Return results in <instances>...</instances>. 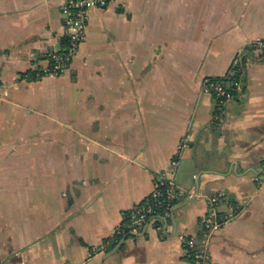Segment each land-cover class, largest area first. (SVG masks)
Segmentation results:
<instances>
[{
	"label": "crops",
	"instance_id": "crops-1",
	"mask_svg": "<svg viewBox=\"0 0 264 264\" xmlns=\"http://www.w3.org/2000/svg\"><path fill=\"white\" fill-rule=\"evenodd\" d=\"M66 1L0 0V264H192L181 236L218 193L236 215L206 264H264V0H109L68 73L37 78ZM234 68L220 108L204 81ZM162 176L186 195L169 218L113 236Z\"/></svg>",
	"mask_w": 264,
	"mask_h": 264
},
{
	"label": "built area",
	"instance_id": "built-area-1",
	"mask_svg": "<svg viewBox=\"0 0 264 264\" xmlns=\"http://www.w3.org/2000/svg\"><path fill=\"white\" fill-rule=\"evenodd\" d=\"M109 0H67L62 6V17L67 42L58 51H51L48 55L49 64L38 69L36 77L43 76L59 77L68 73L73 60L78 54L82 42L85 40L89 11L91 9H105ZM255 48L264 51V39H257L252 42ZM231 70L228 75L234 74ZM232 88L225 82L206 80L204 81L205 91L214 94L218 99V106L223 108L233 98L234 88L239 87L238 81L229 82ZM216 116L215 120L218 121ZM183 148V145L180 147ZM177 161H173L176 167ZM186 197L185 192L179 188L174 179L162 176L159 183L147 200L134 205L124 216L122 224L113 233L126 236L149 225L157 218L166 219L172 213L173 207ZM225 193H218L211 197L208 202L207 214L201 221L203 236L183 235L181 239L187 251L188 257L193 259V264H206L209 255L206 251L208 239L212 232L219 229L223 224L232 220L236 213L232 211L218 216V206L221 201H227ZM228 202V201H227ZM161 227H158L160 229ZM104 250V246L99 249Z\"/></svg>",
	"mask_w": 264,
	"mask_h": 264
},
{
	"label": "trees",
	"instance_id": "trees-1",
	"mask_svg": "<svg viewBox=\"0 0 264 264\" xmlns=\"http://www.w3.org/2000/svg\"><path fill=\"white\" fill-rule=\"evenodd\" d=\"M235 72H234V74L233 75H231V76H229L228 74H227V76H225V78L224 79H221V80H219V79H215L214 81H220V82H227V83H229V82H233V81H238V79H239V75H240V69L239 68H234L233 69ZM192 260V262H193V259H191ZM193 264V263H192Z\"/></svg>",
	"mask_w": 264,
	"mask_h": 264
},
{
	"label": "water",
	"instance_id": "water-1",
	"mask_svg": "<svg viewBox=\"0 0 264 264\" xmlns=\"http://www.w3.org/2000/svg\"><path fill=\"white\" fill-rule=\"evenodd\" d=\"M183 205H184V204L180 205L179 207H182ZM175 209H177V208H175ZM175 209H174V210H175Z\"/></svg>",
	"mask_w": 264,
	"mask_h": 264
},
{
	"label": "rangeland",
	"instance_id": "rangeland-1",
	"mask_svg": "<svg viewBox=\"0 0 264 264\" xmlns=\"http://www.w3.org/2000/svg\"><path fill=\"white\" fill-rule=\"evenodd\" d=\"M226 195V194H225Z\"/></svg>",
	"mask_w": 264,
	"mask_h": 264
}]
</instances>
